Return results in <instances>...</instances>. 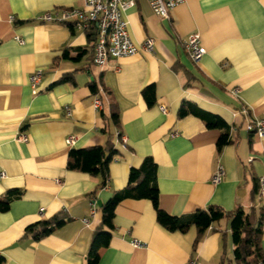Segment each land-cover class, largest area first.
I'll return each mask as SVG.
<instances>
[{
	"label": "crops",
	"instance_id": "0c3cea01",
	"mask_svg": "<svg viewBox=\"0 0 264 264\" xmlns=\"http://www.w3.org/2000/svg\"><path fill=\"white\" fill-rule=\"evenodd\" d=\"M81 6V0H0V198L19 191L0 210L3 264H85L101 226L98 201L125 187L130 168L148 156L156 163L159 208L170 215L259 204L254 188L264 175V138L247 125L264 118V0H186L168 18L156 15L149 0H133L124 12L130 36L137 45L152 37L154 50L110 58L102 67L92 62L90 29L37 19ZM192 33L205 48L196 62L182 42ZM38 69L42 77L33 94L29 77ZM148 85L155 90L149 105L143 96ZM99 90L102 108L96 110ZM183 102L220 118L224 127H208L193 113L179 117ZM111 103L119 126L110 120ZM117 131L126 136L125 147ZM222 132L228 143L218 151ZM19 134L28 140L18 141ZM110 138L118 154L103 188L100 175L67 168L71 148L105 145ZM217 163L225 173L214 184ZM58 213L66 221L47 236L35 240L26 232ZM113 224L97 264H237L227 216L206 230L195 250L196 229L166 230L149 200L123 199ZM261 247L264 252V220Z\"/></svg>",
	"mask_w": 264,
	"mask_h": 264
},
{
	"label": "trees",
	"instance_id": "16d2710c",
	"mask_svg": "<svg viewBox=\"0 0 264 264\" xmlns=\"http://www.w3.org/2000/svg\"><path fill=\"white\" fill-rule=\"evenodd\" d=\"M90 31L95 38L94 28H90ZM93 90L94 92L97 91L95 87ZM154 94L153 85H148L143 89V96L148 105L154 102ZM189 113L201 116L206 121L208 127H224L225 123L220 118L203 112L196 106L183 102L179 107L178 116L182 117ZM110 120L114 125L119 126L118 112L114 103L110 105ZM227 143L228 134L227 132H222L216 143L217 150L219 151ZM117 154L118 151L114 147L111 138L105 145H95L80 149L71 148L67 155V168L91 175H100L102 177L100 187L103 188L106 185L108 177L109 163ZM258 192L259 183L257 179L254 193H257L258 196ZM14 194L18 195L19 191H9L4 197L0 198V210L4 211L8 208L9 201ZM158 196L156 163L152 157L148 156L142 160L139 167L130 168L125 187L114 191L111 197L100 206L101 226L93 234L85 264L98 263L99 250L106 247L111 238V231L114 228L115 208L120 201L127 198L151 201L156 212L157 222L168 231L185 232L190 227H194L197 234L192 245L193 250H195L206 230L213 223L227 216L230 218L234 261L237 264H264V252L261 247L264 204L260 201L259 197L258 206L253 205L248 210L237 206L233 211L226 212L218 206L209 205L207 208L196 209L186 215L173 216L159 208ZM65 221V214L58 213L28 226L26 232L31 234L35 240H39L60 227ZM3 262L4 257L0 255V264H3Z\"/></svg>",
	"mask_w": 264,
	"mask_h": 264
},
{
	"label": "built area",
	"instance_id": "2783aa9c",
	"mask_svg": "<svg viewBox=\"0 0 264 264\" xmlns=\"http://www.w3.org/2000/svg\"><path fill=\"white\" fill-rule=\"evenodd\" d=\"M81 7L62 8L60 11L45 12L38 16L41 22H76L84 30L94 28L95 42L93 46L92 62L95 66L102 67L110 58L119 59L133 56L140 51L153 52L154 40L152 37L146 38L142 45L134 43L129 32V22L124 17L125 10L133 4V0H81ZM186 0H149L153 12L162 18H168L169 13L179 4ZM19 42H23L20 37H16ZM185 51L193 61H198L205 53V48L200 44L198 33L190 34L183 41ZM42 77V70L34 71L29 77L30 88L33 94L37 93V85ZM99 90L93 98V107L98 110L102 108L101 95ZM160 111L166 112L165 105H159ZM242 112L246 113L247 109L242 107ZM67 113L69 110L67 109ZM247 129L254 132L258 138H264V118L253 120L248 123ZM117 140L125 147L127 138L119 131L116 132ZM18 141H27L25 134H19ZM74 136L66 138V143L72 145ZM225 170L221 163H217L216 169L212 175L214 184L220 183ZM0 176H3L1 173ZM259 192L258 197L264 204V175L258 178ZM135 246L140 245L134 241ZM187 264H194L190 261Z\"/></svg>",
	"mask_w": 264,
	"mask_h": 264
},
{
	"label": "water",
	"instance_id": "95a60500",
	"mask_svg": "<svg viewBox=\"0 0 264 264\" xmlns=\"http://www.w3.org/2000/svg\"><path fill=\"white\" fill-rule=\"evenodd\" d=\"M98 206H101V202L100 201H98Z\"/></svg>",
	"mask_w": 264,
	"mask_h": 264
}]
</instances>
